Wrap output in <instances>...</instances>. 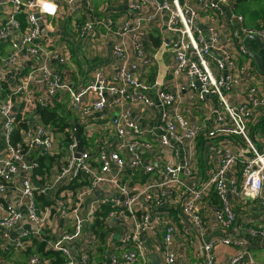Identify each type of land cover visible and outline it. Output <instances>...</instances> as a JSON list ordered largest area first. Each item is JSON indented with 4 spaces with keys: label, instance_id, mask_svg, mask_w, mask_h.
<instances>
[{
    "label": "built area",
    "instance_id": "built-area-1",
    "mask_svg": "<svg viewBox=\"0 0 264 264\" xmlns=\"http://www.w3.org/2000/svg\"><path fill=\"white\" fill-rule=\"evenodd\" d=\"M7 1L15 6L16 12L0 25L1 67L10 68L27 60L32 63L6 97L0 94V117L6 134L5 148L0 154V197L16 194L25 204L23 211L7 202L2 207L0 228L6 230L7 236L10 230L31 224L32 229L22 230L17 238V247L25 250L29 241L35 240L55 252L51 255L32 252L24 264H156L154 256L158 257L159 264H179L176 241L179 229L173 217L177 210H173L174 205L179 206L180 214L190 219L202 236L197 246L196 236L187 241L189 247L195 246L194 255L200 264H218L215 249L221 245L237 247L221 264H255L247 239L263 240L264 224L248 226L242 235L204 239L206 226L199 204L214 191L218 204H209L213 205L214 216L224 228L236 222L231 194L244 200H257L264 206V132L258 145L249 127L253 113L264 110V85L257 83L264 75L247 63L242 66L238 63L241 55L253 60L243 41L253 34L264 41V20L259 26L246 25L245 16L236 10L239 0H127L128 9L134 13L133 20L116 22L112 17L95 20L88 15L83 26L77 25L82 32L95 24L106 26L116 36L112 55L117 64L111 75L106 68H101L95 81L79 85L61 69L67 62L65 55L42 44L41 30L42 14L55 15L57 3L64 7L67 15H75L83 0H45L55 5L54 14L42 10L41 0ZM82 10L87 13L86 9ZM18 14L25 16V27ZM161 16H166L162 32L164 46L175 65L170 74L176 80L184 78L185 81L176 89L165 86L158 89L160 104L173 107L169 115L164 113L159 132L142 126L140 118L132 119L131 109L140 108L145 115H150L156 108L153 96L135 93L134 89L140 85L137 73L144 62L145 47L140 35L155 26ZM224 18L229 19L223 27L218 21ZM230 24L234 25L233 29L228 28ZM2 46H9L10 51L4 53ZM39 84L43 85L42 92L36 90ZM199 85L203 89L200 99L211 94L221 106V111H216L217 123L209 130L192 123L179 109L183 91L195 90ZM30 90L39 107H60L69 111L74 127L56 132L43 118L32 123L29 120L32 113L42 117L35 109L23 120L25 126L20 140L15 141L13 132L19 120L16 103L21 102L22 97L24 100ZM63 104L64 107L60 106ZM107 107L121 108V112L107 121L101 117ZM224 115L228 121L224 120ZM78 130L82 140L80 153H77ZM202 132L208 137L238 136L245 143L247 153L239 156L232 143L225 139L221 148H217L222 153L218 168L195 188L181 175L185 172L193 177L196 145ZM95 139L92 144L91 140ZM183 142L187 154L179 161L176 145ZM211 149L215 150L216 146L212 145ZM39 157L50 159L48 172L38 176L41 180L44 176L48 178L41 187L34 186L28 178L19 177L20 172L33 173L38 168ZM239 161L242 162L241 189L237 181L228 177ZM105 186H110L111 190H106ZM100 190L104 195L95 199ZM40 195L50 199L47 209L55 211L50 226L40 225L37 201ZM91 199V206L83 216L86 201ZM176 199L178 203H174ZM90 223L93 226L88 234L96 228L95 235L87 240V252L76 256L69 244L83 238ZM113 224L122 227L123 232L116 240L113 236L106 240L107 236L102 234L111 232ZM106 242L110 248L109 261L107 256L97 259L100 256L92 246ZM150 249L156 254L150 255ZM53 257L58 258L56 263Z\"/></svg>",
    "mask_w": 264,
    "mask_h": 264
},
{
    "label": "crops",
    "instance_id": "crops-1",
    "mask_svg": "<svg viewBox=\"0 0 264 264\" xmlns=\"http://www.w3.org/2000/svg\"><path fill=\"white\" fill-rule=\"evenodd\" d=\"M57 5L58 7L55 15L46 13L42 14V44L49 49L56 50L60 54L65 55L67 62L65 65L61 66L64 73L79 85L95 81L101 68H106L107 73L111 75L113 70L117 69V64L112 55V48L116 36L104 25L95 24L92 28L85 29L83 32L77 25L83 26L84 20L88 15H91L95 20L107 19L109 17H112L116 22H121L122 19L133 20L134 13L128 9L127 0H83L81 3V9L75 15H67L64 7L58 3ZM89 7L91 8L89 9ZM82 9H86L87 13L84 14ZM236 10L238 13L245 16V24L248 26H259L260 22L264 20V3L259 0L238 1ZM13 12H16L15 6L9 4L7 0H0V25L3 24L7 17ZM18 16L25 27V16L22 14H18ZM83 16L84 18H82ZM165 17L166 16L159 17L155 21V26L149 27L140 35L144 41L145 47L144 62L137 73L140 74V85L134 89L135 93L143 92L153 96L157 101L156 108L153 114L150 115H145L140 108L131 109L132 119L140 118L139 123L142 126L155 128L159 132L162 131L159 127L164 123V113L169 115L173 111V107H165L160 104L157 98L158 89L163 86L170 89H176L179 84H184L185 81L184 78L176 80L170 74V69L175 65L170 53L164 46L165 36L162 32ZM228 19L229 18L220 19L218 23L224 27L228 22ZM228 28L233 29L234 25L230 24ZM250 46L253 50L259 53L261 50H264L258 47L255 40L250 41ZM2 49L4 53L10 51L9 46H2ZM31 63V60H27L25 63L18 62L10 68H3L0 64V85L2 86V90L0 91L1 97H6L9 94V90H12L15 87L17 80L28 69V67H31ZM238 63L241 66L247 63L251 69H258L254 59L250 60L247 55L239 56ZM257 83L264 85V76L262 78L259 77ZM245 87L246 84H244V88ZM42 89V84L36 86L37 92H42ZM202 90L203 89L199 85L195 90L183 91V100L179 104V109L181 114L192 123H196L204 129L206 128L209 130L215 127V124L217 123L216 111H221V106L217 98L211 94H205V97L200 99L199 94L203 93ZM31 93H33L31 90L29 93L26 92L24 100L22 97L21 102L16 103V109L18 111L21 110L26 102L31 103V100L33 101V95ZM230 98H232V96H230ZM64 105L65 104L60 106L64 107ZM51 110H56L61 115L62 111L66 109L56 107ZM32 112H34V110L27 113L23 119L29 118ZM120 112L121 108L112 109L107 107L106 112L101 117L108 121ZM42 118L43 116L41 117L39 114L32 113L29 120L33 123L36 121H43L44 118ZM224 120L228 121L226 115H224ZM92 126L96 127L97 124H93ZM249 127L250 135L253 137L255 143L259 145L261 143V136L264 132V110H256L253 113L252 118L249 120ZM5 135L3 121L0 117V154L5 148ZM96 139L91 140V143L95 144ZM225 139H228L229 142L232 143L236 151L239 153V156L246 155V145L238 136L217 134L214 137H208L205 132H202L197 140L195 154L196 167L194 169L193 177H190L185 172L182 173L181 177L195 188L200 186L202 181L206 182L220 164L222 153L221 149L217 148H221L222 143H225ZM212 145L216 146L215 150L211 149ZM176 148L178 150L179 161L184 160L187 154L186 144L184 142L177 143ZM65 152H63V155H65ZM34 155H36V153H34ZM147 160L149 161L150 159L147 157ZM157 161L159 162V160ZM241 166L242 162L239 161L234 170L228 173V177L231 180L237 181L239 189H241L243 185ZM37 174L39 173H37L36 170L30 174L20 172L19 177L28 178L34 186L41 187L48 178L44 176L41 180ZM131 184L134 183L132 182ZM105 188L106 190H111L110 186H105ZM102 194L104 195L103 191L100 190L94 198L99 199ZM230 199L236 212V222L230 228H224L214 216L212 210L213 205L209 204L210 202L218 204L216 203L218 202V198L214 191L207 194L203 201L200 202L199 212L204 220V225L206 226V235L203 236L204 239H211L216 236L227 234L232 236L242 235L248 226L264 224V206L260 202L251 199L244 200L236 194H231ZM37 201L41 212L40 225L44 226V224L47 223V225L50 226L52 220L55 218V211H49L47 209L51 204L50 199L46 196L40 195L37 197ZM92 201L93 199L86 201V205L82 210L83 216L84 214H87ZM7 202H11L20 207L21 210L25 211V204L20 201V197L16 194L8 193L6 197H0V218L3 215L2 207L6 206ZM174 203H178V199H176ZM173 210H176L173 212V217L175 218L179 229V236L176 240L179 247V264H200L198 262L199 259H196L194 255L195 246L192 248L189 247L187 241L196 236L194 240L196 241L197 246L200 243L202 236L200 232H197V228L193 222L180 214L181 212L178 205H174ZM92 224L93 223L89 224L87 231L84 232L85 235L83 234V238L69 244L76 256L87 252L89 248V242H87V240L92 239L93 235H95L96 228H93L91 235L88 234ZM113 226L111 232H103L104 234H102V236H107L106 240H108V238L110 240L112 236L113 239L116 240L123 232V228L118 224H113ZM30 227L31 224L25 223L23 229L15 228L10 230V232H7V236H5L6 230L0 228V264H24L32 252L39 251L38 244H40L41 241H29L28 248L25 250H21L17 247V238L22 234V230L30 229ZM108 242L101 245L95 243L92 244L93 250L95 251L96 249L98 256H100L97 257V259L107 256V260L109 261L108 255L110 254V248L107 247ZM247 244L253 249L255 264H264V239L261 240L259 237H249L247 239ZM100 246L104 248V253L99 251ZM236 250L237 247L235 245L218 246L215 249L217 263L221 264L223 261L230 258ZM50 252L51 254L54 253L52 251ZM149 253L150 255L156 254L153 249H150ZM53 258L55 259L54 263H56L58 258ZM154 258L157 261H154ZM153 262L159 264L157 256L153 257Z\"/></svg>",
    "mask_w": 264,
    "mask_h": 264
},
{
    "label": "trees",
    "instance_id": "trees-1",
    "mask_svg": "<svg viewBox=\"0 0 264 264\" xmlns=\"http://www.w3.org/2000/svg\"><path fill=\"white\" fill-rule=\"evenodd\" d=\"M240 1H243V0H239V2ZM260 53L264 58V50H261ZM35 109H37V111H39L42 114L44 120L47 123L51 124L55 128L56 132H65L66 128H68L70 126L74 127L73 116L69 111L63 110L61 115H60V113L57 112L56 110H51L48 108L46 109L43 107H39L35 101L31 100V103L26 102L22 106L21 110L18 111V119L19 120H18L16 130L13 132V139L15 141L20 140V134L22 132V129H24L25 124L23 122V120H24L23 118L27 115V113H29L30 111H33ZM80 128H81V130L83 129L82 127H80ZM37 160L39 163L38 168L36 169L37 173H39L37 175H43L44 173H47L49 170L48 163H49L50 159L48 157H39V158H37ZM39 251L45 255H51L50 250H48L45 247L44 243H41L39 245ZM99 251L101 253H104L105 250L102 246H100ZM59 261H62V260L59 258Z\"/></svg>",
    "mask_w": 264,
    "mask_h": 264
},
{
    "label": "water",
    "instance_id": "water-1",
    "mask_svg": "<svg viewBox=\"0 0 264 264\" xmlns=\"http://www.w3.org/2000/svg\"><path fill=\"white\" fill-rule=\"evenodd\" d=\"M252 40H255L258 47L260 49H264V41L261 40V38L257 35V34H253V35H249L247 37L244 38V46L246 48V50L248 51V54L250 55L251 58L254 59L255 63L257 64L258 66V69L259 71L264 75V59H263V56L253 50V48L250 46V41ZM76 127H78V123L76 122ZM80 131L78 130V134H77V137H78V142H79V149H78V152L77 153H80V151H82V140L80 138ZM30 229H32V227H30ZM154 261H157L155 260L154 258Z\"/></svg>",
    "mask_w": 264,
    "mask_h": 264
},
{
    "label": "clouds",
    "instance_id": "clouds-1",
    "mask_svg": "<svg viewBox=\"0 0 264 264\" xmlns=\"http://www.w3.org/2000/svg\"><path fill=\"white\" fill-rule=\"evenodd\" d=\"M41 3H42V10L43 11H47V12L53 13V14L55 13V5L54 4L45 2V0H41Z\"/></svg>",
    "mask_w": 264,
    "mask_h": 264
},
{
    "label": "rangeland",
    "instance_id": "rangeland-1",
    "mask_svg": "<svg viewBox=\"0 0 264 264\" xmlns=\"http://www.w3.org/2000/svg\"><path fill=\"white\" fill-rule=\"evenodd\" d=\"M260 2L264 3V0H259ZM93 226V224L91 225V227Z\"/></svg>",
    "mask_w": 264,
    "mask_h": 264
}]
</instances>
